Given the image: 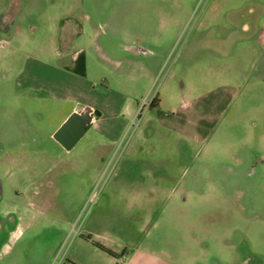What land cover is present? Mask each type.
Wrapping results in <instances>:
<instances>
[{"label": "rangeland", "instance_id": "rangeland-1", "mask_svg": "<svg viewBox=\"0 0 264 264\" xmlns=\"http://www.w3.org/2000/svg\"><path fill=\"white\" fill-rule=\"evenodd\" d=\"M263 17L264 0H0V264H264ZM61 20L110 56L104 125L71 150L53 137L70 104L16 77L40 49L60 65Z\"/></svg>", "mask_w": 264, "mask_h": 264}, {"label": "crops", "instance_id": "crops-1", "mask_svg": "<svg viewBox=\"0 0 264 264\" xmlns=\"http://www.w3.org/2000/svg\"><path fill=\"white\" fill-rule=\"evenodd\" d=\"M64 24L65 21L61 20L60 26L58 27V24L56 25V30L60 33L59 41L62 40V45L54 44L53 49L50 51V54H55L56 52V58L60 56L58 57L60 59V65L57 66L52 63L47 57L41 56L43 59L40 58V53H46V49H40L37 53H34V55H28L26 57L23 69L16 74L17 83L22 87L24 92L27 89L32 91L46 90L50 92L56 100L69 103L70 109L64 118L72 111L84 105L92 106L95 112V121L93 125L94 127L101 128L102 123L104 125L105 122L104 109L107 108L111 100L108 94L95 89L96 82L92 79L95 74H98L97 67L99 69L103 67V63L107 62V58L110 56L104 53L103 50V52L99 53L102 47L96 43L97 40L94 42L86 40L80 45L76 43L78 35L85 34V30H83L80 25H77L78 29L69 35L72 37L75 36L76 39L68 40V34H66V30L64 31L62 27ZM96 34L98 35V31ZM257 39L264 44V17ZM8 43L11 42L8 40ZM93 43L96 45L94 50L92 48ZM92 50L96 52V54L92 53ZM24 51L23 49V52ZM137 52L139 51H137L136 47H132L131 53L136 54ZM91 53L93 55H91ZM89 59H91V65L89 64ZM107 119H109L108 116Z\"/></svg>", "mask_w": 264, "mask_h": 264}, {"label": "water", "instance_id": "water-1", "mask_svg": "<svg viewBox=\"0 0 264 264\" xmlns=\"http://www.w3.org/2000/svg\"><path fill=\"white\" fill-rule=\"evenodd\" d=\"M95 121L94 108L84 105L74 110L53 134L65 149L71 150L91 129Z\"/></svg>", "mask_w": 264, "mask_h": 264}, {"label": "trees", "instance_id": "trees-1", "mask_svg": "<svg viewBox=\"0 0 264 264\" xmlns=\"http://www.w3.org/2000/svg\"><path fill=\"white\" fill-rule=\"evenodd\" d=\"M154 101H155V100H154ZM154 101L152 102V104H153V105H156L157 102L155 101V102H156V103H155Z\"/></svg>", "mask_w": 264, "mask_h": 264}, {"label": "built area", "instance_id": "built-area-1", "mask_svg": "<svg viewBox=\"0 0 264 264\" xmlns=\"http://www.w3.org/2000/svg\"><path fill=\"white\" fill-rule=\"evenodd\" d=\"M154 100H155V98L153 99V101H154ZM153 101H152V102H153Z\"/></svg>", "mask_w": 264, "mask_h": 264}]
</instances>
